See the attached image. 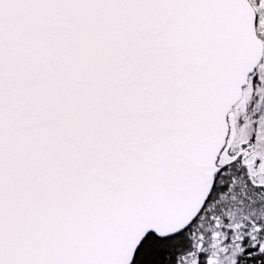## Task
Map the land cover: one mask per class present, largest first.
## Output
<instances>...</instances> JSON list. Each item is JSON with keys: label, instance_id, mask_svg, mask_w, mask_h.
Listing matches in <instances>:
<instances>
[{"label": "snow or ice", "instance_id": "snow-or-ice-1", "mask_svg": "<svg viewBox=\"0 0 264 264\" xmlns=\"http://www.w3.org/2000/svg\"><path fill=\"white\" fill-rule=\"evenodd\" d=\"M0 264H264V0H0Z\"/></svg>", "mask_w": 264, "mask_h": 264}]
</instances>
